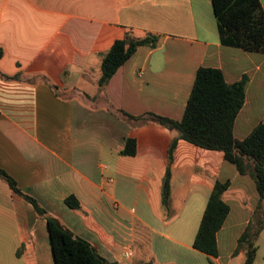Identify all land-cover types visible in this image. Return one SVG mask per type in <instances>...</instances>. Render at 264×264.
I'll use <instances>...</instances> for the list:
<instances>
[{"label": "crops", "instance_id": "1", "mask_svg": "<svg viewBox=\"0 0 264 264\" xmlns=\"http://www.w3.org/2000/svg\"><path fill=\"white\" fill-rule=\"evenodd\" d=\"M264 8V0H260ZM142 46L102 89V58L127 32ZM0 169L51 216L117 264H244L234 255L257 207L255 181L221 152L180 141L148 113L181 121L201 67L249 77L234 135L264 124V53L221 43L212 0H0ZM19 75V81L6 77ZM135 156L122 154L127 140ZM172 170L171 213L162 184ZM229 181L219 256L194 248L214 184ZM75 196L81 210L67 206ZM254 264H264V230ZM0 264H55L47 221L0 178Z\"/></svg>", "mask_w": 264, "mask_h": 264}, {"label": "trees", "instance_id": "2", "mask_svg": "<svg viewBox=\"0 0 264 264\" xmlns=\"http://www.w3.org/2000/svg\"><path fill=\"white\" fill-rule=\"evenodd\" d=\"M212 4L223 45L264 53V8L260 0H212ZM158 42L159 38L151 34L137 38L132 32H127L123 39L117 40L103 55L100 88L110 82L139 47L156 48ZM6 78L21 80L19 75ZM248 85V76H244L238 82L228 83L221 70L201 67L197 72L181 121L153 113L136 117L121 109H117L116 114L136 126L155 122L172 132H177L178 135L169 147L170 165L179 142L184 141L207 151L223 153L225 161L234 165L240 175L249 176L255 181L259 195L258 204L246 230L238 240L234 253L237 256L244 252L246 257L244 264H254L258 251L257 241L264 230V124L258 125L242 141H238L234 135L237 117L245 105ZM136 153V140L128 139L122 154L135 156ZM172 177L169 166L162 184V204L167 219L173 216ZM0 178L9 184L16 195L33 204L37 215L47 221L55 264H117L107 261L90 242L64 227L36 200L24 194L17 187L15 180L1 169ZM230 186L229 181L224 183L217 181L214 184L194 242V248L209 258L219 256L217 234L231 212L230 206L223 198ZM66 204L73 210H81V204L75 196L67 198Z\"/></svg>", "mask_w": 264, "mask_h": 264}]
</instances>
